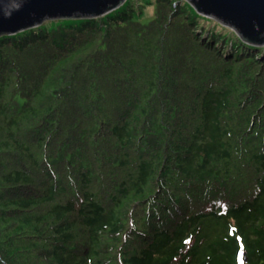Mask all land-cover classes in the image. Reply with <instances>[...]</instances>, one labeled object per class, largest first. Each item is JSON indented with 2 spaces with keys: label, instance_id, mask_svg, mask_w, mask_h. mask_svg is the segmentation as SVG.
<instances>
[{
  "label": "trees",
  "instance_id": "obj_1",
  "mask_svg": "<svg viewBox=\"0 0 264 264\" xmlns=\"http://www.w3.org/2000/svg\"><path fill=\"white\" fill-rule=\"evenodd\" d=\"M0 264H264V44L186 0L1 34Z\"/></svg>",
  "mask_w": 264,
  "mask_h": 264
},
{
  "label": "water",
  "instance_id": "obj_2",
  "mask_svg": "<svg viewBox=\"0 0 264 264\" xmlns=\"http://www.w3.org/2000/svg\"><path fill=\"white\" fill-rule=\"evenodd\" d=\"M197 12L234 30L240 39L264 44V0H186ZM123 0H0V35L44 19L103 14ZM243 262L245 252H241Z\"/></svg>",
  "mask_w": 264,
  "mask_h": 264
},
{
  "label": "rangeland",
  "instance_id": "obj_3",
  "mask_svg": "<svg viewBox=\"0 0 264 264\" xmlns=\"http://www.w3.org/2000/svg\"><path fill=\"white\" fill-rule=\"evenodd\" d=\"M135 3L134 2H132V5L131 6H133ZM133 7H135L137 10L139 9V8H141L140 6H137V5H135V6H133ZM142 9V14H149L150 13V8H149V5L147 4V5H143V8H141Z\"/></svg>",
  "mask_w": 264,
  "mask_h": 264
}]
</instances>
